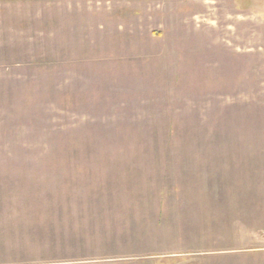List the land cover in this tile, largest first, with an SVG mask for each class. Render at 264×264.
Segmentation results:
<instances>
[{
    "label": "rangeland",
    "instance_id": "374dc122",
    "mask_svg": "<svg viewBox=\"0 0 264 264\" xmlns=\"http://www.w3.org/2000/svg\"><path fill=\"white\" fill-rule=\"evenodd\" d=\"M0 264H264V0H0Z\"/></svg>",
    "mask_w": 264,
    "mask_h": 264
}]
</instances>
